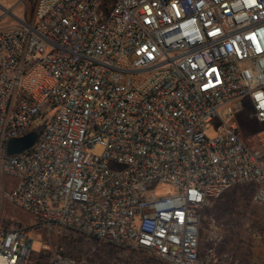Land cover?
Segmentation results:
<instances>
[{
  "label": "built area",
  "instance_id": "obj_1",
  "mask_svg": "<svg viewBox=\"0 0 264 264\" xmlns=\"http://www.w3.org/2000/svg\"><path fill=\"white\" fill-rule=\"evenodd\" d=\"M5 2L34 14L5 9L17 23L0 29V180L17 181L2 200L35 225L0 223V264H28L37 228L94 242L79 256L51 248L46 264H108L102 247L238 264L221 234L202 250L200 232L234 186L253 184L264 207V131L252 149L235 120L247 99L264 124V0ZM37 128L31 149L6 155ZM159 185L177 194H151Z\"/></svg>",
  "mask_w": 264,
  "mask_h": 264
},
{
  "label": "rangeland",
  "instance_id": "obj_2",
  "mask_svg": "<svg viewBox=\"0 0 264 264\" xmlns=\"http://www.w3.org/2000/svg\"><path fill=\"white\" fill-rule=\"evenodd\" d=\"M5 9H12L17 17L28 21L34 14L32 6L28 9L24 6L13 8L12 3H1L0 29L17 23L10 15H5ZM244 104V111L235 120L247 145L255 149L257 134L264 131V124L258 123L252 117L250 103L247 99L244 100ZM223 113L224 109H221L220 114ZM42 123L43 120L37 118L34 125L39 127ZM219 127V124H210L206 133L207 137L214 139ZM89 152L100 156L103 148L98 145ZM16 182V178L12 176H4L3 180H0V223L3 228H8L15 223L30 228L35 225L34 218L12 203L2 200V190L10 189ZM254 191L253 184L234 186L203 212L200 232L202 250L205 251L208 247V239L212 235L221 234L223 242L219 246L220 251H230L238 260V264H264V207L254 203ZM150 193L164 197L177 194V189L171 185H159ZM31 237L33 246L27 260L28 264H41L36 262L41 255L45 256L43 264L46 263L49 257L47 251L51 248L79 256L94 245L93 241L64 229L49 231L37 228L32 230ZM102 248L99 254H106L109 257H103L108 264H165L152 258V255L146 252Z\"/></svg>",
  "mask_w": 264,
  "mask_h": 264
},
{
  "label": "water",
  "instance_id": "obj_3",
  "mask_svg": "<svg viewBox=\"0 0 264 264\" xmlns=\"http://www.w3.org/2000/svg\"><path fill=\"white\" fill-rule=\"evenodd\" d=\"M40 135L41 131L37 128L24 137L8 140L5 145L6 155L15 156L31 149L36 144Z\"/></svg>",
  "mask_w": 264,
  "mask_h": 264
},
{
  "label": "trees",
  "instance_id": "obj_4",
  "mask_svg": "<svg viewBox=\"0 0 264 264\" xmlns=\"http://www.w3.org/2000/svg\"><path fill=\"white\" fill-rule=\"evenodd\" d=\"M66 254H68V253H66ZM44 258H45V256L41 255V256H39V259L36 260V262L43 264ZM44 264H46V263L44 262Z\"/></svg>",
  "mask_w": 264,
  "mask_h": 264
},
{
  "label": "crops",
  "instance_id": "obj_5",
  "mask_svg": "<svg viewBox=\"0 0 264 264\" xmlns=\"http://www.w3.org/2000/svg\"><path fill=\"white\" fill-rule=\"evenodd\" d=\"M15 186H16V184H15L13 187H11L10 189H8V190H4V189H3L1 193L3 194L4 191H11V190H13V189L15 188ZM2 194H1V195H2ZM152 258H153V257H152ZM154 259H155V258H154Z\"/></svg>",
  "mask_w": 264,
  "mask_h": 264
}]
</instances>
